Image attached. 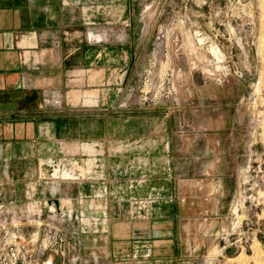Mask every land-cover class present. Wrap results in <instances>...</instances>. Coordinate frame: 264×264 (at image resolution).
Masks as SVG:
<instances>
[{"label":"rangeland","instance_id":"obj_1","mask_svg":"<svg viewBox=\"0 0 264 264\" xmlns=\"http://www.w3.org/2000/svg\"><path fill=\"white\" fill-rule=\"evenodd\" d=\"M139 7L135 62L106 87L117 95L112 118L140 111L154 127L147 135L172 139L173 177L190 198L178 248L155 254L140 243L131 258L111 257L105 233L92 227L95 213L69 200L88 178L86 150L36 145L10 164L0 160V264H264V0ZM121 22L103 26L116 27L107 38H124ZM63 99H49L58 103L52 113L64 111ZM22 101L0 94V111ZM41 151L57 158L42 169Z\"/></svg>","mask_w":264,"mask_h":264},{"label":"crops","instance_id":"obj_2","mask_svg":"<svg viewBox=\"0 0 264 264\" xmlns=\"http://www.w3.org/2000/svg\"><path fill=\"white\" fill-rule=\"evenodd\" d=\"M141 3L0 0V94L23 100L21 107L0 111L5 156L0 160L10 164L25 154L22 149H28V156L36 145L53 146L56 152L58 144L69 143L86 150L88 178L71 192L72 209L76 205L78 211L95 213L92 227L105 233L109 255L124 260L137 253L140 243L155 254L174 253L190 202L173 177L177 158L172 139L147 135L154 127L137 116L140 111L132 115L124 109L120 120L111 114L117 95L106 85L115 72L131 69L135 62ZM111 21L125 23L123 39L107 38L116 27L103 26ZM78 91L75 101L70 96ZM65 95L59 102L64 111L52 113L58 103L49 99ZM54 158L56 154L47 158L41 151L37 161L42 169ZM10 177L6 173L5 179ZM164 246L168 249L161 252Z\"/></svg>","mask_w":264,"mask_h":264}]
</instances>
